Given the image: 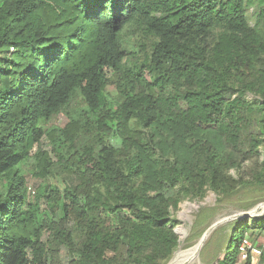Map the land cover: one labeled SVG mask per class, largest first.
<instances>
[{
    "label": "trees",
    "instance_id": "16d2710c",
    "mask_svg": "<svg viewBox=\"0 0 264 264\" xmlns=\"http://www.w3.org/2000/svg\"><path fill=\"white\" fill-rule=\"evenodd\" d=\"M208 191L264 195V0H0V264H166Z\"/></svg>",
    "mask_w": 264,
    "mask_h": 264
},
{
    "label": "rangeland",
    "instance_id": "374dc122",
    "mask_svg": "<svg viewBox=\"0 0 264 264\" xmlns=\"http://www.w3.org/2000/svg\"><path fill=\"white\" fill-rule=\"evenodd\" d=\"M136 40L137 39L133 35H125V41L129 46L136 44ZM108 93L114 98L116 96L115 87L109 86ZM79 106H83L80 101L71 107L69 113L73 114L74 110ZM70 114L65 112L60 116H55L49 123H46V126H65L69 121L68 117ZM45 145L46 149L50 151L51 147L47 143ZM32 163L33 162H30L28 169L31 168ZM28 181L29 186L34 187L38 185V181L31 177L30 174L28 175ZM259 205H264V195L260 192L252 191L241 192L237 197L226 200H219L218 195L213 191L206 192L198 199H185L180 203L179 208L172 212L174 218L179 221L178 226L175 228V232L180 238V246L174 253L172 259L166 264H171L175 260L177 253L193 247L212 227L221 223L220 221L234 217V221L230 220L231 222H223L224 224L222 223L208 234V239L197 261V264H218V262L224 258L233 226L235 223L244 219L239 215L245 212H251ZM251 206L252 209L249 210L244 208ZM236 216L238 217L235 218ZM263 216L264 213H262L261 217ZM245 239H247L251 245L249 253L252 257V264H262L261 259L264 256V234H261L256 229H251L246 233ZM254 249L261 251V253L256 254L253 252ZM61 260L62 264H68L70 255L66 251H63Z\"/></svg>",
    "mask_w": 264,
    "mask_h": 264
},
{
    "label": "bare ground",
    "instance_id": "6f19581e",
    "mask_svg": "<svg viewBox=\"0 0 264 264\" xmlns=\"http://www.w3.org/2000/svg\"><path fill=\"white\" fill-rule=\"evenodd\" d=\"M262 213H264V205L259 207L258 211H254V210L251 211V214L253 216H261ZM233 219H234V217H230V218H228V220L225 219V220H222L220 222L223 223V222L230 221V220L232 221ZM207 239H208V235H205L203 238L198 240V242L193 247L177 253L175 260L172 263L171 262L170 263L171 264H197L199 255H200Z\"/></svg>",
    "mask_w": 264,
    "mask_h": 264
},
{
    "label": "built area",
    "instance_id": "2783aa9c",
    "mask_svg": "<svg viewBox=\"0 0 264 264\" xmlns=\"http://www.w3.org/2000/svg\"><path fill=\"white\" fill-rule=\"evenodd\" d=\"M251 245L248 242L247 239H244L241 247H240V263L239 264H245V262L248 259V256L250 255L249 253V249H250ZM253 252H255L256 254H260L261 251H258L257 249H254Z\"/></svg>",
    "mask_w": 264,
    "mask_h": 264
},
{
    "label": "water",
    "instance_id": "95a60500",
    "mask_svg": "<svg viewBox=\"0 0 264 264\" xmlns=\"http://www.w3.org/2000/svg\"><path fill=\"white\" fill-rule=\"evenodd\" d=\"M262 205H259V206H257L255 209H254V211H258V209H259V207H261ZM240 217H242V218H247V219H250V218H256V217H261V216H253L252 214H251V212H245V213H243V214H241V215H239ZM238 216H236L235 218H237ZM222 224V222L221 223H218V224H216L214 227H212L211 229H210V231L206 234V235H208V234H210L214 229H216L219 225H221Z\"/></svg>",
    "mask_w": 264,
    "mask_h": 264
}]
</instances>
